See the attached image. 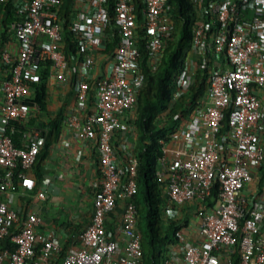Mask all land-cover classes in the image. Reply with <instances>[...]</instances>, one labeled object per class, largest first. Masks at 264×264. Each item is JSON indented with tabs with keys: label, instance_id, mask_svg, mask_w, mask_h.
Masks as SVG:
<instances>
[{
	"label": "built area",
	"instance_id": "built-area-1",
	"mask_svg": "<svg viewBox=\"0 0 264 264\" xmlns=\"http://www.w3.org/2000/svg\"><path fill=\"white\" fill-rule=\"evenodd\" d=\"M73 1L72 28L80 37L85 57L79 63L78 104L69 124L79 130L82 140L96 134L102 180L92 223L81 237L82 246L61 264H140L143 248L138 210L133 203L138 192V160L128 165L120 163L113 144L117 134L130 132L126 117L135 111L146 83L138 47L136 4L134 0ZM142 1L148 50L157 69L174 35V23L168 18L167 0ZM191 1L196 26L187 69L181 76L182 90L188 91L196 73L208 69L211 63L210 92L187 126V155L163 159L156 177L175 208L213 202L216 190L218 199L214 208L201 215L199 243L187 241L181 234L180 244L169 248L164 264H232L237 250L241 264H264V202L256 201L250 207L244 196L254 181L250 164L264 168V0ZM8 2L20 9L21 22L15 42L2 56V63L13 67V74L10 81L0 85V241L10 240L15 250L1 251L0 264H55L62 251L56 236L48 233L40 240V216L33 213L23 221L14 210L19 184L28 179L37 164L43 139L39 132L30 140L26 134V145L17 147L8 135V126L31 118L32 110L26 102L32 90L27 80L35 76L41 61L52 63L50 81H64L71 69L57 13L61 3L0 0V9ZM112 2L120 47L112 61V74L94 84L93 89L87 77L94 74L97 55L105 50ZM42 34L52 42L38 51L33 42ZM92 91L97 96L96 111L85 116L87 124L81 127L80 119ZM39 198L45 199V194L40 193ZM119 198L127 202L121 229L125 246L106 225Z\"/></svg>",
	"mask_w": 264,
	"mask_h": 264
},
{
	"label": "trees",
	"instance_id": "trees-1",
	"mask_svg": "<svg viewBox=\"0 0 264 264\" xmlns=\"http://www.w3.org/2000/svg\"><path fill=\"white\" fill-rule=\"evenodd\" d=\"M140 23L138 47L140 49L142 71L146 77L136 105V115L129 123L138 133V144L133 154L138 160V193L133 200L138 210V220L143 218L147 233H139L143 248V258L140 264H164L165 255L171 246L180 244V235L185 229L183 221L173 218L171 206L165 187L157 181V169L160 162L167 157L166 146L174 141L179 132L191 122L193 115L199 110L210 92L211 63L208 69L198 71L194 83L188 91L182 90L181 76L187 69L189 52L192 48L193 33L196 26L195 6L191 0H167L168 18L174 23V35L168 42L161 60L154 69V62L148 50L149 35L145 29V5L142 0H134ZM58 10L60 23L63 26V47L68 57L70 67L84 59L80 37L73 32L74 1L60 0ZM111 26L105 32L106 48L103 57L114 60L120 47V36L116 28V12L114 2L110 6ZM21 22V12L12 2L2 5L0 9V83L12 79L13 67L2 63L6 48L16 40V31ZM176 40H178L177 43ZM52 42L48 35L42 34L34 39L33 45L41 51ZM52 63L41 61L36 66L35 76L27 80L32 94L26 105L32 110L28 122H13L8 126V135L17 147L25 146L24 136L33 129L40 127L49 130L47 144L39 156L35 166L40 168L48 156L51 147L57 143L65 126V111L61 110L55 117L51 116L49 106V89ZM7 73V74H6ZM6 74L4 77L3 75ZM76 84L79 83L75 73ZM41 113V114H38ZM44 117V118H43ZM47 120H46V119ZM228 121L224 123L227 128ZM213 202L218 199V190L214 192ZM171 213V212H170ZM21 217V216H20ZM23 220V219H22ZM24 221V220H23ZM21 225L20 227H22ZM16 226L14 225L13 228ZM243 235L241 231L240 237ZM240 242V239H239ZM15 248L10 240L0 241V252ZM41 249L39 245L38 253ZM68 247L62 248L60 257L69 254ZM232 264H241V253L237 250Z\"/></svg>",
	"mask_w": 264,
	"mask_h": 264
},
{
	"label": "crops",
	"instance_id": "crops-1",
	"mask_svg": "<svg viewBox=\"0 0 264 264\" xmlns=\"http://www.w3.org/2000/svg\"><path fill=\"white\" fill-rule=\"evenodd\" d=\"M74 65L67 73L64 81L59 82L52 79L50 81V113L52 117H55L59 111H65L64 132L60 140L51 147L40 168L35 166L28 179L19 184L14 205V210L19 213L24 221H27L33 213L40 216L41 224L38 228L40 240L43 235L53 233L62 248L68 247L69 253L78 251L82 246L81 237L92 223L95 198L102 180L96 134L88 140H82L79 137V130L72 128L69 124V119L74 114L78 104L79 83L76 84L75 73L78 74L79 82L81 81L79 63ZM112 70L113 62L99 54L97 55L94 74L88 76L87 80L93 84L92 88L94 89V84L102 78L110 77ZM6 74L3 76L5 77ZM0 104H2L1 98ZM96 105L97 96L92 91L87 109L83 112L84 117L81 116L80 119L81 127L87 124L85 116H91L95 113ZM35 110L32 109L33 113L36 112ZM133 117L132 114L126 117L128 123L135 118ZM187 125L184 131L179 132L174 141L166 146L169 159L187 155L184 142ZM129 126L130 132L119 133L113 140L119 162L124 165H128L137 159L133 152L138 144L139 133L130 123ZM36 132L41 134L45 148L49 130L43 127L33 129L27 134V140L35 136ZM27 140L24 138L25 145ZM250 165L254 181L247 187L244 196L251 207L256 201L264 202V168H259L255 164ZM261 192H263V196L260 195ZM40 193L45 194V199L39 198ZM126 204L125 200L119 198L115 211L106 222L108 230L117 234L123 246H125V240L121 229ZM214 206L211 202L208 204L193 202L185 207L176 208V212L170 211L171 213L169 212L168 215L173 214V218L178 215L176 219L183 221L185 226L182 232L185 239L199 243L201 239V215ZM262 236L264 237V226ZM62 261L60 256L55 258V264H61Z\"/></svg>",
	"mask_w": 264,
	"mask_h": 264
},
{
	"label": "rangeland",
	"instance_id": "rangeland-1",
	"mask_svg": "<svg viewBox=\"0 0 264 264\" xmlns=\"http://www.w3.org/2000/svg\"><path fill=\"white\" fill-rule=\"evenodd\" d=\"M178 42V40H176V42L175 43H177ZM132 115H134V117H135V115H136V111H134V112H132L131 113ZM133 117V118H134ZM263 192H261L260 193V195L262 194ZM262 196H263V194H262ZM264 198V197H263ZM138 229H139V233H147V228H146V225H145V223H144V221H143V218H141L140 219V221H139V227H138Z\"/></svg>",
	"mask_w": 264,
	"mask_h": 264
},
{
	"label": "clouds",
	"instance_id": "clouds-1",
	"mask_svg": "<svg viewBox=\"0 0 264 264\" xmlns=\"http://www.w3.org/2000/svg\"><path fill=\"white\" fill-rule=\"evenodd\" d=\"M189 124V123H188ZM188 126V125H187Z\"/></svg>",
	"mask_w": 264,
	"mask_h": 264
}]
</instances>
